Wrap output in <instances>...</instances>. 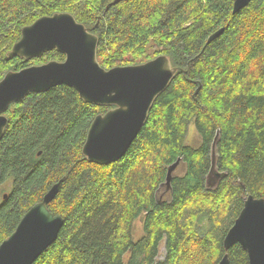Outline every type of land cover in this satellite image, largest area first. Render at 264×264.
Here are the masks:
<instances>
[{
	"label": "trees",
	"instance_id": "1",
	"mask_svg": "<svg viewBox=\"0 0 264 264\" xmlns=\"http://www.w3.org/2000/svg\"><path fill=\"white\" fill-rule=\"evenodd\" d=\"M61 12L98 36L107 69L161 54L179 68L127 153L110 164L89 161L83 146L95 117L113 106L88 103L65 84L14 102L0 141V245L62 179L48 208L65 224L33 264H217L226 252L232 264H249L239 243L226 251L223 241L246 196L264 198V0L236 13L232 0H0V80L65 59L57 49L9 58L24 27ZM191 122L199 147L185 144ZM179 158L186 170L167 185ZM138 219L144 233L135 240Z\"/></svg>",
	"mask_w": 264,
	"mask_h": 264
},
{
	"label": "water",
	"instance_id": "2",
	"mask_svg": "<svg viewBox=\"0 0 264 264\" xmlns=\"http://www.w3.org/2000/svg\"><path fill=\"white\" fill-rule=\"evenodd\" d=\"M232 1L236 13L252 0ZM98 42V36L69 12L44 16L23 28L22 37L13 45L9 58L32 59L53 49L66 57L62 61L51 60L10 70L0 80V141L9 122L6 112L14 102L23 100L30 92L65 84L74 87L88 103L113 106L98 114L91 124L83 146V154L89 161L110 164L127 153L155 99L168 88L179 67L172 64L168 55L161 54L143 63L107 69L99 62ZM218 136L219 132L213 145V158ZM180 162L181 158L169 166L167 185L171 184ZM220 175L218 172L216 178L210 177V184L218 181ZM62 181L55 183L43 200L26 212L15 231L2 242L0 264H33L57 241L65 219L52 213L48 204L58 195ZM236 243L247 251L249 264H264V198L249 195L245 199L223 241L226 251ZM217 264H232L229 253Z\"/></svg>",
	"mask_w": 264,
	"mask_h": 264
},
{
	"label": "rangeland",
	"instance_id": "3",
	"mask_svg": "<svg viewBox=\"0 0 264 264\" xmlns=\"http://www.w3.org/2000/svg\"><path fill=\"white\" fill-rule=\"evenodd\" d=\"M253 1V0H252ZM251 1V2H252ZM250 2V3H251ZM22 37V36H21ZM155 58V57H154ZM125 59H129V56H127ZM152 59V58H151ZM10 109V107H9ZM8 109V110H9ZM202 143V138L201 135L195 125L194 122H191L188 126V133L186 135L185 138V144L189 145V146H193V147H199L201 146ZM186 170V167L183 165H179L177 167V169L174 171V175L179 176L184 174ZM217 182V180H214L213 185ZM216 185V184H215ZM214 185V186H215ZM1 189H3L5 192H11L13 189V182L12 179L10 178L9 180H7L2 186ZM249 195L246 196V198ZM245 198V199H246ZM245 202V201H244ZM132 231L134 233V239L137 240L138 238L140 239L143 236V220L142 219H138L136 220L133 225H132ZM165 242L163 241L160 245V249H159V256H158V260H162L165 257ZM128 258V254H126L125 256V260H127Z\"/></svg>",
	"mask_w": 264,
	"mask_h": 264
},
{
	"label": "bare ground",
	"instance_id": "4",
	"mask_svg": "<svg viewBox=\"0 0 264 264\" xmlns=\"http://www.w3.org/2000/svg\"><path fill=\"white\" fill-rule=\"evenodd\" d=\"M42 17H44V16H41L40 18H42ZM40 18H38L37 20H39ZM37 20H35L32 24H34ZM79 22H80V21H79ZM32 24H29V25H27V26H31ZM90 31H91V30H90ZM91 32H92V31H91ZM92 33H93V32H92ZM94 34H95V33H94ZM211 36H212V35H211ZM211 36H210V37H211ZM57 50H58V49H57ZM50 51H51V50H50ZM58 51H59V50H58ZM48 52H49V51H48ZM60 52H61V51H60ZM46 53H47V52H46ZM41 57H42V56H41ZM152 59H153V58H152ZM150 60H151V59H150ZM50 61H51V60H50ZM170 85H171V83H170ZM170 85H169V86H170ZM169 86H168V87H169ZM50 89H51V88H50ZM167 89H168V88H167ZM162 93H163V92H162ZM162 93H161V94H162ZM28 94H29V93H28ZM28 94H27V95H28ZM27 95H26V96H27ZM155 100H156V99H155ZM154 103H155V101H154ZM154 103H153V104H154ZM152 106H153V105H152ZM151 108H152V107H151ZM150 111H151V109H150ZM150 111H149V113H150ZM148 117H149V114H148ZM147 119H148V118H147ZM135 139H136V138H135ZM215 154H216V153H215Z\"/></svg>",
	"mask_w": 264,
	"mask_h": 264
}]
</instances>
